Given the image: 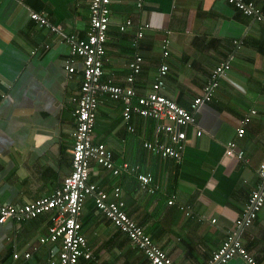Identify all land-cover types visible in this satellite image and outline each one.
<instances>
[{
  "label": "crops",
  "instance_id": "0c3cea01",
  "mask_svg": "<svg viewBox=\"0 0 264 264\" xmlns=\"http://www.w3.org/2000/svg\"><path fill=\"white\" fill-rule=\"evenodd\" d=\"M113 0L105 70L124 83L128 62L138 52L143 70L134 87L151 91L158 71H170L163 94L189 107L207 85L212 72L230 60L212 102L200 107L197 126L186 128L181 161L161 159L144 149L155 136V123L133 118L130 133L123 104L101 97L94 132L96 143L113 151L117 166L128 162L153 174L163 190L156 196L141 191L133 175L115 177L93 165L91 181L107 191L120 187L127 214L164 249L176 264H205L229 230L259 264H264V213L251 227L237 228L253 191L261 185L264 164V21L244 15L223 0ZM254 1L264 14V0ZM91 0H0V202L28 204L52 195L72 174L74 98L80 96L82 64L71 77L66 70L70 46L65 35L86 39ZM44 12L61 33H51L30 17ZM124 18L132 20L125 33ZM145 24L138 48L133 46ZM170 42L164 58L162 42ZM235 42H238L236 44ZM256 110L243 138L242 121ZM197 130L203 132L197 136ZM230 142L243 151L241 160L226 156ZM172 196L176 204H168ZM180 206H189L192 215ZM217 219L216 223L212 220ZM82 233L94 259L80 264H150L119 229L97 211L88 198ZM50 215L22 223L0 224V264H47L52 244ZM58 248V245H55ZM20 258L15 260L14 255ZM26 254L31 257L26 258ZM228 264H247L235 258Z\"/></svg>",
  "mask_w": 264,
  "mask_h": 264
},
{
  "label": "built area",
  "instance_id": "2783aa9c",
  "mask_svg": "<svg viewBox=\"0 0 264 264\" xmlns=\"http://www.w3.org/2000/svg\"><path fill=\"white\" fill-rule=\"evenodd\" d=\"M112 1L91 0L90 27L86 39L65 35V42L70 46V55L66 59V70L69 76L72 77L77 72V66L80 63L83 68L80 96L74 98L76 128L73 133L74 146L71 151L72 174L65 177L62 184L50 196L24 205H5L0 202V224H6L11 220L22 223L45 214L50 215L48 236L40 239L41 245L50 243L53 246L49 249L47 264H80L82 259L86 261L94 259L89 242L82 233V223L79 220L88 198L94 199L97 211L125 234L138 251L149 260L150 264H176L172 257L146 233L143 227L127 214L123 191L120 187L117 186L113 190L107 191L91 181L95 164L105 168L115 177L128 174L136 176L141 191L150 196H156L163 190L152 173L143 172L140 165H132L128 162L117 166L113 151L106 144L95 142L94 132L99 104L101 97L121 102L124 107L123 121L129 125L130 133H136V128L130 125L135 117L146 122H154V139L144 142V149L161 159L181 161L187 142L186 128L197 126L196 114L200 107L213 101L220 86V79L231 69L230 60L220 64L212 72L202 93L193 100L188 108L163 94L166 78L170 71L167 63L161 65L151 91L145 95L138 93L134 84L142 73L144 62L138 52L128 62L129 74L124 83H116L114 76L105 71L108 36L113 22ZM223 1L248 17L264 21V14L254 1ZM136 2L137 8L141 9L143 0ZM30 17L41 27H46L51 33H61L60 29L50 22L46 13L32 12ZM132 25L130 18H124L118 24V30L125 33ZM148 28H151V24H145L137 34L133 41L135 48H138L140 39L144 37L143 30ZM235 43L238 44V42ZM162 52L164 58L170 56V42L167 38L162 42ZM256 114V110H252L244 118L241 128L237 132L239 138L244 137L246 126L251 123L252 117ZM202 134V131L197 130V136H202ZM243 155V151L237 150L236 142L227 144V157L241 160ZM259 177L261 185L252 192L243 217L235 222V226L239 229L251 227L257 217L264 213V164L259 168ZM168 204L175 205L176 197L172 196ZM180 208L187 210L188 216L192 215L189 206H180ZM212 222L216 223L217 219H213ZM226 233L227 236L220 248L205 264H228L235 258H241L247 264H259L241 242L236 230H229ZM55 245L59 247L56 248ZM29 257L31 254H26V258ZM19 258V254L14 255L15 260Z\"/></svg>",
  "mask_w": 264,
  "mask_h": 264
},
{
  "label": "trees",
  "instance_id": "16d2710c",
  "mask_svg": "<svg viewBox=\"0 0 264 264\" xmlns=\"http://www.w3.org/2000/svg\"><path fill=\"white\" fill-rule=\"evenodd\" d=\"M106 71V70H105ZM107 72V71H106ZM135 178H136V176H135ZM258 218V217H257ZM257 220V219H256ZM248 228V227H247ZM247 248V247H246Z\"/></svg>",
  "mask_w": 264,
  "mask_h": 264
},
{
  "label": "clouds",
  "instance_id": "9594fccd",
  "mask_svg": "<svg viewBox=\"0 0 264 264\" xmlns=\"http://www.w3.org/2000/svg\"><path fill=\"white\" fill-rule=\"evenodd\" d=\"M40 217V216H39Z\"/></svg>",
  "mask_w": 264,
  "mask_h": 264
}]
</instances>
